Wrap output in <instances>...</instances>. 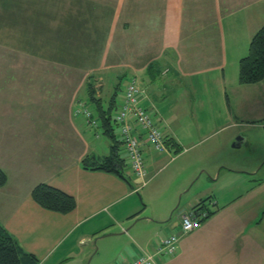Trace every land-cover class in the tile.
Wrapping results in <instances>:
<instances>
[{"label": "crops", "instance_id": "0c3cea01", "mask_svg": "<svg viewBox=\"0 0 264 264\" xmlns=\"http://www.w3.org/2000/svg\"><path fill=\"white\" fill-rule=\"evenodd\" d=\"M220 4V0H184L180 8L170 9L166 44H163L161 55L148 60L140 72L131 75L137 77L144 87L146 92L141 104L154 112L156 120H161L154 94L158 83L179 86L183 92H190L191 88L195 89L194 80L203 77L206 80L203 88L207 90L213 83L211 75L217 79L215 86L220 87L223 104L220 108H224L225 117L196 119L198 127H211L200 140L185 147L192 136L183 135L172 126L168 130L161 126L168 140L167 150L150 152L147 160L149 172L166 165L167 157L175 162L186 148L194 147L205 137L224 130L228 132L222 139L221 149L218 148L220 152L201 173L193 171L185 182L182 178L177 183L178 175L172 176L161 191L169 192L164 200H159L158 194L144 196L143 188L142 201L149 206H141L135 195L144 184L128 167L126 175L129 180L84 167L86 156H104L110 152L112 144L111 140H103L100 146H95L93 140L88 141L83 136L87 130L82 126L91 127L84 120L81 126L79 120L84 116L75 114V101L87 99V85L84 96L76 97L67 111L57 103H52L51 111L46 102L47 91L46 97L41 91H27V88L21 93L16 89L7 92L3 103L10 101L11 104L14 100L15 107L18 102L17 110L21 112L13 111L11 119L0 117V126H6L14 133L19 126L39 121L36 125L42 131L34 139H44L42 142L46 143L49 138L48 145L55 152L54 157L49 154L50 158L26 156L24 163L16 159L6 164L16 173L15 181L3 165L0 167L11 182L6 181L0 191L5 190L6 185L10 189L14 187L12 190L16 196L13 205L7 200L6 207L0 209V222L25 250L39 257L40 264H69L74 260L76 264H124L140 253H153L164 234L180 229L183 213L206 197H211L208 207L212 213L198 228L181 237L176 254H160L156 263L264 264V125L258 120L249 122L250 126L262 131L253 149L245 144L250 145L255 137H249L241 129L235 131L240 118H252L249 113H254L253 117L257 119V112L261 110L260 119H264V80L252 84L239 82L240 60L248 53L252 36L264 26V0H249L244 6L225 14ZM230 62L233 66L231 77L237 73L238 79H233L229 86L227 71ZM49 86L48 82L46 89ZM257 94L263 95L261 100ZM116 98L119 100V96ZM240 99L248 101V114H240L237 109ZM93 129L98 136V129ZM74 135L80 139V147L71 155L62 157L60 143L66 142L69 136L73 139ZM9 137L8 134L7 140ZM24 137L29 136H21ZM174 151L178 153L175 157ZM121 152L125 157L124 148ZM193 179L201 180L197 190L183 198ZM40 183L75 196L76 208L63 214L38 204L32 191ZM179 200L181 207L173 212ZM153 202H157L156 207Z\"/></svg>", "mask_w": 264, "mask_h": 264}, {"label": "rangeland", "instance_id": "374dc122", "mask_svg": "<svg viewBox=\"0 0 264 264\" xmlns=\"http://www.w3.org/2000/svg\"><path fill=\"white\" fill-rule=\"evenodd\" d=\"M183 1L0 0L1 119L3 117L11 119L13 111L15 113L17 111L19 114L21 112L17 110L18 102L16 107L14 100L11 104H9L10 101H4L3 103V99L8 95L7 92L12 91V89H16L20 93L25 88H27V91H41L45 97L47 91L49 95H47L48 100L46 102H48L51 111L52 103H57L56 105L59 107L62 104L63 108H65L64 111H67V109H71L76 97L84 96L86 85H88L96 90L97 97L103 99L104 105L107 104L111 95L115 92L116 85L119 82L122 84L121 79L134 77L131 75L140 72L145 62L161 55L163 44H166L167 19L170 17L168 12L170 9L176 10L180 8ZM248 1L220 0V7L225 14L244 6ZM208 10L210 11V6ZM77 15L79 16L77 17ZM76 18L79 20L75 22L73 27L77 36L71 39L73 54L63 57L68 61L61 60L62 54L65 52L62 49L66 44L63 40L64 31L62 29L67 25H72V19ZM41 31L42 33H40ZM69 33L72 37L74 35L73 29L70 28ZM87 33L90 34L87 37L88 40L83 35ZM78 41L84 44L81 50L75 48V44L79 45ZM77 55L81 56L73 58ZM87 55L88 57H86ZM231 64L230 62L227 71L229 86L233 79H238L237 73H235L234 77L232 76L233 78L231 77L233 69ZM209 76L213 83L208 85L207 90L203 88L206 82L203 77L194 80L195 89L191 88L190 92H183L179 86L164 85L163 83L161 85L158 83L157 90L159 92L154 90L155 98L158 102H155V104L158 113L161 115V120H157L158 124L166 126L167 130L168 127L172 126L177 128L183 135L192 136V140L185 147L200 140L201 135L207 134V130L211 128L210 126L206 127L207 125L204 128L198 127L196 119L211 120L225 117L224 108H220V105L223 107L220 87L215 86L217 79L211 77V75ZM48 82L50 86L46 89ZM54 90L56 92L52 93ZM9 96L12 97V94ZM16 96L19 95L16 94ZM50 96L53 98L49 100ZM118 96L119 102L123 96L122 90L118 92ZM262 97L263 95H259L260 100ZM211 98L214 101H210ZM80 100L84 101L85 99L76 100V106ZM237 102V109L240 114H248V101L240 99ZM23 106L26 105L24 104ZM259 107L263 109L261 104ZM117 109L118 107L114 111L116 112ZM253 114L250 115L249 113L252 118H240V123L235 128V131L241 129L246 131L249 137H255L250 145L245 144V146H251L252 149L258 144L257 137L262 131L258 127L250 126L249 122L258 120L257 122L264 125V119H260L261 110L257 112V119L253 117ZM94 116L98 118L96 112ZM82 120L86 121V119L81 116L79 120L81 121V126ZM38 122L33 121L17 128L14 127V133L12 131L9 132L8 127L0 126V167L3 165V168L9 172V176L13 181H15L14 179L17 176L13 169L7 166L11 161L14 162L19 159L21 163H24L26 156L35 158L41 155L50 158L49 154H52L51 157L55 156V152L51 151L52 148L48 145L49 138L46 139V143L42 142L45 141L44 139L38 141L34 139L42 131L36 125ZM114 124L117 127L115 122ZM82 127V129L85 128L87 130V132H83L84 138L88 141L93 140L95 146H100L103 140H110L100 126H98V136H96L97 134H95L93 128ZM12 128L10 127V129ZM227 133L224 130L215 135L211 134L209 137H205V140L194 147L186 148L185 152L175 162L167 157L164 161V163L167 161L166 165L161 169H158L157 166L149 172L146 177L148 182L136 192V200L141 203V206L145 207V204L149 206V204L142 201V199L144 200L141 193L143 188L144 196H147L148 193L152 195L158 194L159 200H164L169 192L168 190L161 191L167 183L169 184V180L174 174L178 175L177 183L182 178H184L185 182L193 171L198 170L201 173L206 165L212 163V158L215 154L220 152L218 148L221 149L222 139ZM8 134L10 137L7 140L6 136ZM23 135L29 136L28 138L30 139L21 138ZM70 136L72 137L73 134ZM70 136L66 142L60 143L61 149L59 151L62 152V157L71 155L80 147V139L75 138V135L71 139ZM43 151L45 153H42ZM173 154L175 157L178 153L174 151ZM26 160L29 162L28 159ZM7 181L10 182V180ZM200 181V179H193L184 192L183 198H187L196 191ZM12 189L6 185V189L0 191V209L6 207L7 200H9L11 205L14 204L16 196ZM157 202H153L155 207ZM179 207H181L180 200L173 212H176ZM76 263V260H74V262L69 264Z\"/></svg>", "mask_w": 264, "mask_h": 264}, {"label": "trees", "instance_id": "16d2710c", "mask_svg": "<svg viewBox=\"0 0 264 264\" xmlns=\"http://www.w3.org/2000/svg\"><path fill=\"white\" fill-rule=\"evenodd\" d=\"M78 16L79 15H77V17ZM78 20L79 19L77 18L72 19V25H67L64 29H62L64 31L63 40L66 44H63L64 46L62 50H64L65 52L62 54L61 60L68 61L63 57L65 55L71 56V54H73L71 48V39H74V36H77L75 28L73 26ZM70 28L74 31V35L72 37L69 33ZM40 33H42V31ZM83 35L84 38L88 40L87 37H89L90 34L87 33ZM78 42L79 45L75 44V48L77 50H81V48L84 47V44L81 41ZM81 55H77L73 58H79ZM86 57H88V55ZM262 80H264V26L261 27L252 36L248 53L241 58L239 67V82L241 84H252L260 82ZM121 81H123V79H121ZM121 89L122 84L121 82H119L116 85L115 92L111 95L109 102L104 105L103 99L97 97L96 90L87 85V101L94 108V111L96 112L100 120V127L103 129V132L109 137L112 144L110 152L108 154L104 156L88 155L83 159V165L88 169L106 171L116 174L125 180H129L128 176L126 175V167H128V163L123 156V153L121 152L123 148L121 145L122 142L116 132L118 127H115L114 124V109L117 107L116 97L118 96V92ZM166 145H168L167 138ZM177 151H179V149H177ZM6 181L7 176L5 172L0 169V186H3ZM32 196L34 200L44 208L58 213H69L73 211L77 206V200L75 196L47 183H40L36 185L32 191ZM209 198L211 197L202 198L201 201L204 202ZM198 203H196L195 206H197ZM203 207L206 206H198V209H203ZM210 213L212 212L209 210V214ZM0 264H40L39 257L36 254L25 250L18 239L1 222Z\"/></svg>", "mask_w": 264, "mask_h": 264}, {"label": "built area", "instance_id": "2783aa9c", "mask_svg": "<svg viewBox=\"0 0 264 264\" xmlns=\"http://www.w3.org/2000/svg\"><path fill=\"white\" fill-rule=\"evenodd\" d=\"M123 96L117 101L118 109L114 111V120L117 124V134L125 151V159L130 172L139 177L143 184L147 182L148 155L150 152H159L167 149L164 129L157 123L154 112L141 104L145 89L137 77L125 78L122 81ZM77 115H83L91 128L98 129L99 119L94 116L95 111L87 101H79L76 106ZM199 202V203H198ZM183 213L181 227L178 231L164 234L161 243L153 253H140L124 264H157L160 254H176L181 237L198 228L202 221L209 216V199ZM206 206L198 209V206Z\"/></svg>", "mask_w": 264, "mask_h": 264}]
</instances>
